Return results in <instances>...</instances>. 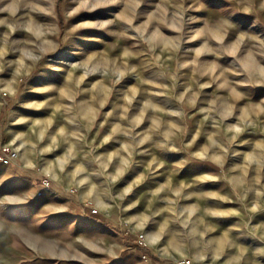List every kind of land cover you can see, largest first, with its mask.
I'll return each instance as SVG.
<instances>
[{"label": "rangeland", "instance_id": "rangeland-1", "mask_svg": "<svg viewBox=\"0 0 264 264\" xmlns=\"http://www.w3.org/2000/svg\"><path fill=\"white\" fill-rule=\"evenodd\" d=\"M1 144L0 264H264V0H0Z\"/></svg>", "mask_w": 264, "mask_h": 264}, {"label": "crops", "instance_id": "crops-1", "mask_svg": "<svg viewBox=\"0 0 264 264\" xmlns=\"http://www.w3.org/2000/svg\"><path fill=\"white\" fill-rule=\"evenodd\" d=\"M19 180L23 181V183L20 182V185H24L25 187H27L29 193L36 194V191L39 189V185H37L31 179V176L26 174L24 170L22 172V175H20ZM43 201L46 203L51 202V204L56 207L55 211L57 212L69 211L72 209L73 205V200L65 194L64 189L57 185H54L53 187L47 188L45 190V197H43ZM74 213H77V211L75 210ZM87 214L91 216L89 218L91 222L95 224L98 223L100 227H108L113 225L111 219L107 218L99 211L93 212L89 210Z\"/></svg>", "mask_w": 264, "mask_h": 264}, {"label": "built area", "instance_id": "built-area-1", "mask_svg": "<svg viewBox=\"0 0 264 264\" xmlns=\"http://www.w3.org/2000/svg\"><path fill=\"white\" fill-rule=\"evenodd\" d=\"M17 155H18V152L14 150L12 147H10L9 145H6V144L0 145V161L1 162L13 163ZM49 184H50L49 179H46L43 181L44 186H48ZM92 211L97 212V209L93 208Z\"/></svg>", "mask_w": 264, "mask_h": 264}, {"label": "trees", "instance_id": "trees-1", "mask_svg": "<svg viewBox=\"0 0 264 264\" xmlns=\"http://www.w3.org/2000/svg\"><path fill=\"white\" fill-rule=\"evenodd\" d=\"M126 240H127V242L129 241V236H126ZM131 243V242H130ZM134 246L135 247H138V248H143V249H149L147 246H145L144 244H142L141 242H134ZM154 255V257H156V258H158L160 261H164V260H162L161 258H159L158 256H156L155 254H153ZM163 263H165V264H171V263H169V262H163Z\"/></svg>", "mask_w": 264, "mask_h": 264}, {"label": "bare ground", "instance_id": "bare-ground-1", "mask_svg": "<svg viewBox=\"0 0 264 264\" xmlns=\"http://www.w3.org/2000/svg\"><path fill=\"white\" fill-rule=\"evenodd\" d=\"M107 0H100V2L101 3H105ZM40 24V23H39ZM41 28V27H40ZM76 40H77V42H81V40L79 39V37L78 38H76ZM81 43H83V42H81ZM91 109H88L87 108V111H90Z\"/></svg>", "mask_w": 264, "mask_h": 264}]
</instances>
